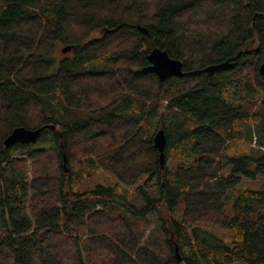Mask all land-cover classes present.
<instances>
[{
  "label": "trees",
  "instance_id": "1",
  "mask_svg": "<svg viewBox=\"0 0 264 264\" xmlns=\"http://www.w3.org/2000/svg\"><path fill=\"white\" fill-rule=\"evenodd\" d=\"M58 46L72 50L56 60ZM153 48L184 76L144 73ZM263 50L264 0H0V264H91L84 251L98 264H264V183L223 211L242 179L264 178V100L252 113L245 105L264 92ZM17 127L46 128L5 148ZM48 152L60 176L29 177L26 162ZM64 159L125 186L152 183L158 196H144L141 214H158L165 255L114 213L134 214L114 187L73 190ZM198 221L230 230V245Z\"/></svg>",
  "mask_w": 264,
  "mask_h": 264
},
{
  "label": "rangeland",
  "instance_id": "2",
  "mask_svg": "<svg viewBox=\"0 0 264 264\" xmlns=\"http://www.w3.org/2000/svg\"><path fill=\"white\" fill-rule=\"evenodd\" d=\"M101 36V33L94 32L90 36L91 38H98ZM61 46H58L54 53L53 57L56 60L63 59L66 57V55H62L60 52ZM68 54L67 56H69ZM264 100V92L258 90L256 93H254V96L248 99L246 105L248 113H252L255 111H259L263 105ZM165 103V102H163ZM47 145L44 144H37L34 145V147H44L46 148ZM246 147H244V151L249 153V145L245 144ZM251 148H254V145H250ZM257 149V148H254ZM227 154V151L225 152ZM232 153L231 155H233ZM40 160L36 161L37 164L33 165L31 161L26 162V173L29 177L32 175H35L37 177H59V164L57 162V158L54 153L48 152L46 155L40 157ZM83 159L79 161H75L73 165H69V168H67V172H71V177L73 178V181L71 183V187L73 190L77 191H89L93 190L97 185L102 184L106 187H114L116 189V192L123 197L121 199V202L124 204H128L134 208H132L133 213H129V211L120 205L115 206L113 209H115V214H126L128 218L131 221V228L133 233L136 234L139 240H141V243H144V241H148L152 247L157 251V253H160L162 255H165V246L163 243L164 239V233L161 230V222L158 219V214L155 211H151L147 214H141L143 211L144 206L146 205V201L144 199V196L147 195L148 197H157V189L155 186L151 183L148 184L147 187H144L142 190L137 189V186H125L116 180L115 177L107 173L106 171L102 170V168L94 167L93 169H86L85 166L82 164ZM179 164L178 161L169 160L167 162V167L170 172L169 178H174V171L175 168ZM64 167H66L67 162L62 164ZM227 171V170H226ZM225 173V171L223 172ZM144 179H142L140 182L143 183ZM264 183V178L262 176H258L254 180L249 179H242L241 182L232 190H230L224 200V208L223 211L227 215H231L232 213V204L235 198L241 194L245 190H260L262 185ZM182 213V207L179 208V215L178 219L181 218L180 216ZM192 225L200 227L204 229L205 231L212 233L215 235L216 239L222 241L226 245H230L231 241L233 240V233L223 228L217 224L214 223H206V222H195ZM84 240L87 237H83ZM170 240L172 245L174 244L173 236H170ZM174 246V245H173ZM95 254V253H94ZM84 258L92 260L91 264H98V257L97 255H88L86 251H84ZM102 259H100L101 261ZM87 264V262H86Z\"/></svg>",
  "mask_w": 264,
  "mask_h": 264
},
{
  "label": "water",
  "instance_id": "3",
  "mask_svg": "<svg viewBox=\"0 0 264 264\" xmlns=\"http://www.w3.org/2000/svg\"><path fill=\"white\" fill-rule=\"evenodd\" d=\"M138 30L142 33H147L144 28L138 27ZM72 50L71 46H67L61 49L63 55L69 53ZM149 65L145 67L142 71L144 73L155 74L160 81H166L170 77H182L184 73L182 72V63L178 60L170 58L165 51L158 48H153L146 57ZM222 66L209 67L206 72H213ZM258 72L260 76L264 77V50H263V60L259 65ZM46 127H41L39 129H26L24 127H17L4 139L3 144L5 148L11 147L16 144L30 145L35 143L43 130ZM48 129H55L54 126H49ZM153 144L155 149L158 151V160L160 165H164L165 158V146H166V136L162 129H159L153 136ZM64 163H66L64 159ZM66 172V167H63ZM175 254L177 259L180 258L177 255V248L175 249Z\"/></svg>",
  "mask_w": 264,
  "mask_h": 264
}]
</instances>
